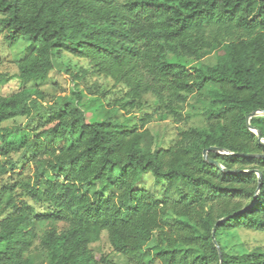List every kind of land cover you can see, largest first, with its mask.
Here are the masks:
<instances>
[{"label": "trees", "instance_id": "1", "mask_svg": "<svg viewBox=\"0 0 264 264\" xmlns=\"http://www.w3.org/2000/svg\"><path fill=\"white\" fill-rule=\"evenodd\" d=\"M0 16L10 46L32 44L0 89L45 80L62 52L127 89L93 122L37 88L0 94V264H114L89 247L104 234L123 264H264V246L222 244L264 231V157L246 156L264 155L247 125L264 111V0H0ZM19 118L43 150L10 163L23 127L4 123ZM163 121L177 137L153 148ZM250 125L264 139V115ZM147 173L168 186L161 202L137 188Z\"/></svg>", "mask_w": 264, "mask_h": 264}, {"label": "rangeland", "instance_id": "2", "mask_svg": "<svg viewBox=\"0 0 264 264\" xmlns=\"http://www.w3.org/2000/svg\"><path fill=\"white\" fill-rule=\"evenodd\" d=\"M1 18V16H0ZM32 47L28 40L20 41L16 46H10L3 37V28L0 26V73H15L17 62L26 55ZM56 69L53 70L45 80L30 81L25 84L17 78L12 79L8 84L0 89L1 95H10L20 91L22 88H37L45 96L44 104L57 110L64 109L67 104L84 106L86 108L85 120L87 122L101 121L102 111L108 104H113L117 99H121L127 89L116 84L110 78L97 74L90 68L86 59L77 58L68 52L60 53L56 58ZM57 114V113H56ZM26 118L7 121L4 125L22 126L23 132L15 138V144L21 146L19 152L13 154L15 162L20 156L26 153L27 158L31 157L36 150H43V145L36 141L35 135L38 133L36 127H26ZM148 130L153 137V148H167L177 137V127L170 121L154 122L148 125ZM64 137H60L63 140ZM59 143V142H58ZM35 148L31 149V145ZM10 160V159H9ZM21 166V165H20ZM138 189L146 190L154 195L158 202L165 197L168 186L165 182L156 179L151 173L143 176L137 186ZM105 196H109L110 189L102 191ZM175 223V218L170 212L163 215V226L169 231ZM160 233L154 235L153 241L148 244V248L155 245ZM222 244L229 252H241L256 246H264V231H251L238 229L230 236L222 238ZM106 234L102 236L100 242L92 244L90 249L98 260L106 257L114 264H123V258L109 247Z\"/></svg>", "mask_w": 264, "mask_h": 264}, {"label": "water", "instance_id": "3", "mask_svg": "<svg viewBox=\"0 0 264 264\" xmlns=\"http://www.w3.org/2000/svg\"><path fill=\"white\" fill-rule=\"evenodd\" d=\"M260 115H264V111H256L250 115H248L247 117V125L249 128H251L254 133L257 135L259 141L261 144L264 145V139L262 138V135H261V132L258 130V129H255L253 128L251 125H250V119L252 117H255V116H260ZM210 151H216V152H221V153H224V154H230V152L226 151V150H222V149H216V148H208L207 150L204 151V158L207 162L215 165L221 172L223 173H239V172H242L240 170H235V171H232V170H229V169H226L224 168L220 163L216 162V161H213L212 159L209 158L208 156V152ZM248 157H264V155H246ZM257 174H258V177L260 178L261 177V173L259 171H255ZM243 211V210H241ZM239 211V212H241ZM237 212L236 215L239 213ZM224 220H220L218 223H221L223 222ZM213 234H214V231H213ZM218 248V252H219V256H220V259H221V252H220V248L217 246Z\"/></svg>", "mask_w": 264, "mask_h": 264}]
</instances>
